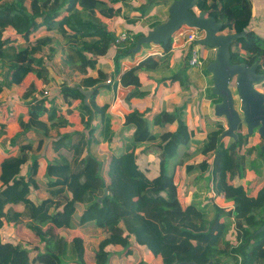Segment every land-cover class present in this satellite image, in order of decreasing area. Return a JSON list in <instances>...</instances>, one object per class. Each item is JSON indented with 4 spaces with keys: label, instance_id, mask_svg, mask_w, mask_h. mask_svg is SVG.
<instances>
[{
    "label": "trees",
    "instance_id": "obj_1",
    "mask_svg": "<svg viewBox=\"0 0 264 264\" xmlns=\"http://www.w3.org/2000/svg\"><path fill=\"white\" fill-rule=\"evenodd\" d=\"M124 2L0 0V61L6 66L10 64L6 74H12V82L16 85L22 84L29 74H36L48 83L49 72L45 60L52 62L60 50L69 54L61 64L56 65L63 69L59 72L65 77L60 95L68 106L80 100L78 109L85 127L83 132L59 134L54 142L61 176L57 178L56 167H49L47 175L57 178L54 182L45 184L38 180L39 151H34L33 143L22 146L17 158L3 166L0 176V230L5 225L25 223L40 239L43 248H36L37 255L32 257L23 244L4 243L0 235V264H110L111 254L105 249L110 246L128 249L133 244L132 240L138 246L145 247L155 258H160L162 264H208L210 260H214V264H221L220 258L233 260L238 251L244 258L241 264H264V232L256 234L260 225L256 228L248 220L256 203L264 209V186L253 196L243 185L234 183L245 178L247 158L262 148L263 140L258 145L251 144L250 139L255 134H244L243 128H240L238 138L230 139L227 143V138L222 137L226 124H218L199 154L189 158L186 172L200 170L201 178L210 176L214 192L233 202L230 209L217 208L213 218H209L197 204H183L178 195L171 162L178 155V148L187 147L194 135L179 113L164 111L156 115L151 124L139 111L127 115L125 126L131 128L133 133L131 138L124 141L122 149L112 155L106 172L107 181L96 157L86 153L94 134L100 143L112 144L117 141L118 132L114 130L107 113L108 104L90 107L84 103L80 88H93L96 95L100 85L107 80L104 73H100L97 79L83 77V67L77 62L81 60L85 63L84 52L96 58L114 53L116 72L112 74L113 80L130 90V99L146 96L141 91L138 73L147 65H155L150 58L139 66L120 72L121 61L136 55L130 51L146 35L128 32V40L118 44L113 31L104 26L100 19L115 22L122 9L120 4ZM253 8V0H200L197 5L199 12H207L208 16L223 23L222 33L247 32L246 37L233 43L232 62L255 47L250 31L254 20ZM83 12L89 15L90 21L80 25L75 18H79ZM157 25H153V29ZM43 26L58 31L61 38L50 35L21 46L14 42L8 31L14 27L19 35L29 39ZM262 42L264 44V39ZM172 43L163 47L169 51ZM188 59L183 72L174 77V81H184ZM258 62L260 70H263L264 56ZM33 90L32 87L26 91V97ZM45 91L40 93L36 104L29 106L31 123L48 133L49 127L40 121L48 112L51 127L59 132L69 123L59 115L58 97H46ZM47 103L52 104L51 111L46 108ZM86 116L89 117L87 122ZM94 119L98 120V125L92 127ZM175 122L179 123L176 132L158 135L151 129L152 124L164 126ZM40 139L38 150L45 142L44 137ZM12 143H22V138ZM141 145L156 146L162 151L157 156L158 172L155 176L142 170L138 164L136 150ZM260 153L264 159V151L260 150ZM29 162L31 169L24 174L23 167ZM36 184H39L40 197L43 196L39 205L30 198L32 187L36 188ZM53 208H61L62 211L58 216H52ZM50 225L51 228L44 229ZM247 226L252 231L248 232V238H243L242 230ZM61 228L80 229L81 233L69 243L54 233V229ZM232 228L237 231L239 245L227 239ZM92 235H105L106 238L95 254L90 256L88 238Z\"/></svg>",
    "mask_w": 264,
    "mask_h": 264
},
{
    "label": "crops",
    "instance_id": "obj_2",
    "mask_svg": "<svg viewBox=\"0 0 264 264\" xmlns=\"http://www.w3.org/2000/svg\"><path fill=\"white\" fill-rule=\"evenodd\" d=\"M253 4L254 20L250 31L254 38L255 47L247 53L240 54L238 59L233 63L252 65L261 56H264V44L262 42V39H264V0H253ZM120 7H122L120 16H118L115 22L99 18L104 23V26L113 31L112 33L115 36L123 32L137 34L145 33V31H147L145 33L147 35L148 31L153 29L151 28L153 25L161 24L162 22L156 19L151 21V18L147 20L145 19V15L147 13L149 15L155 13L159 7L167 10L168 4L157 0H125L123 4H120ZM140 9L142 12L139 11ZM166 17L169 18V13ZM131 19H136L137 22L132 24ZM75 21L80 22L81 25L82 23L89 22L90 17L86 12H83L80 13L79 18H75ZM8 31L14 42L21 46L34 43L36 40L50 35L61 38L58 31L50 30L45 26L37 30L29 39L19 35L14 27L9 28ZM201 48L202 46L200 45V53L204 60V65L200 68H192L189 64L186 76L183 77V82L179 80L174 81V77L183 72L186 59L189 58L188 61H190L191 53L189 51L186 57V51L190 50V48L181 31L177 38L174 37L169 51L163 46H144L138 54L123 59L121 61V73L145 63L150 58L155 64L154 66L147 65V67L142 68L138 73L142 85L141 91L146 93V96L142 98L130 99L128 97L130 90L119 86L113 80L112 74L116 72L114 53L96 58L93 54L84 52L85 63L80 60L77 62V65L83 67L84 78L97 79L100 73L107 75V80L100 85L96 95L93 88L81 87L80 90L93 91L88 104L85 103L84 96L85 105L90 107L94 104L100 107L109 105L107 113L112 120L114 130L118 132V139L112 144L100 143L94 134L91 136L92 140L89 145H92V147H87L86 153L97 154V148L98 150H103L104 147L115 148V146H117L115 153L119 152L123 147L124 141L132 136L133 130L125 126V118L134 111L143 113L150 124L156 115L164 111L179 113L181 120L186 123L189 131L194 133V135L187 147L180 146L178 148V155L171 162V171L177 184L178 195L183 204H197L206 211L209 218H213L216 215L217 208L230 209L233 207V202L214 192L210 176L201 178L200 170H194L190 173L186 172V164L189 158L195 152L199 153L204 147L205 141L208 140L209 134L217 130L218 124L222 123L225 125L224 120L216 117L215 107L221 102V99L218 96H214L213 77L207 71V68L205 69L213 59L214 49L204 47L205 49L202 48V50ZM67 56L69 54H65L60 50L56 53L52 62L47 61V59L45 60L46 68L49 72L48 83L39 79L36 74H29L22 84L16 85L12 82V74H6L10 69V64L6 66L0 61V86L2 87L0 91V176L3 166L17 158L21 147L28 143H33L34 151H39L37 153V159L40 163L38 180L48 184L61 177L56 163L58 155L54 142L59 137V134H70L71 132H83L85 130L80 110L78 109L80 100L73 106H68L60 95L61 85L64 83L65 77L59 72L63 69L58 68L56 65L61 64ZM195 77L200 78V83L205 82L206 92L197 89ZM108 81L112 82L108 83ZM32 87L34 88L33 93L26 97V91ZM45 90L49 93L46 97H58L59 115L69 123V126L61 128L59 132L56 128L51 127L48 112L40 118V121L49 127L48 133L31 123L29 106L31 103L36 104L40 93ZM46 108L51 111L52 104L47 103ZM88 120L89 117L86 116L85 121L87 122ZM97 125L98 120L94 119L91 126L95 127ZM178 128V122L165 124L164 126L151 125V129L158 135L166 132H176ZM40 137H44L45 142L42 149L38 150ZM21 138L22 143H12V141ZM250 140L252 145H258L262 142V139L257 134L251 137ZM161 152V149L156 146H139L136 150V155L141 169L147 171L151 176H155L158 172L157 156ZM111 157L112 155L108 157L107 169ZM249 157L255 159L256 154ZM249 157L246 160L245 178L243 180H235L234 183L236 185H243L248 194L255 196L264 186V162L261 161V164H257L255 161V165H252L253 161ZM49 167H56L57 178L48 177L47 172ZM30 169L31 162L23 167V173L28 174ZM253 172L255 175H253ZM1 186L0 180V188ZM39 192V184H36V188L32 187L30 198L37 205L43 201V196L40 197ZM61 211V208H53L51 215L58 216ZM248 220L256 228L259 225L260 227L263 226L264 209L260 204L256 203L253 206ZM51 227V225L46 226L44 229L47 230ZM233 232L234 228L230 229L227 239L235 244L236 237ZM54 233L70 243L80 236L81 231L80 229L61 228L54 229ZM0 235L4 243L23 244L31 252L32 257L37 255L36 248H43L40 239L26 227L25 223L5 225L0 230ZM105 238V235H92L88 238V253L90 256L95 254L100 242ZM132 242L133 244L128 249L114 246L108 247V251L111 254L110 264H138L140 262H144V264H162L160 258H155L150 251H140V247L134 243V240ZM219 260L221 264H235L233 260L226 257Z\"/></svg>",
    "mask_w": 264,
    "mask_h": 264
},
{
    "label": "water",
    "instance_id": "obj_3",
    "mask_svg": "<svg viewBox=\"0 0 264 264\" xmlns=\"http://www.w3.org/2000/svg\"><path fill=\"white\" fill-rule=\"evenodd\" d=\"M157 1L166 3L173 1L169 6L168 20L140 38L136 48L130 53L138 54L144 45L167 46L184 28L198 30L199 44L202 47L214 49V56L207 71L213 77V93L221 99L215 107V114L226 124V131L222 137L236 140L239 129L246 126L250 135L257 134L263 140L262 151H264V92L259 90L260 86H264V73L261 72L258 61L252 65L232 62V45L236 40L246 37L247 32L222 33L224 26L222 22L208 16L207 12L197 10L200 0ZM189 51V49L186 51V57ZM234 81L236 95L231 87ZM80 91L85 96V103L88 104L93 91ZM262 232H264V224L256 231V234ZM208 264H214V260H210Z\"/></svg>",
    "mask_w": 264,
    "mask_h": 264
},
{
    "label": "rangeland",
    "instance_id": "obj_4",
    "mask_svg": "<svg viewBox=\"0 0 264 264\" xmlns=\"http://www.w3.org/2000/svg\"><path fill=\"white\" fill-rule=\"evenodd\" d=\"M149 1H151V0H149ZM172 2L173 1H170V2H168V3H166V4H168V7L172 4ZM167 7V10L165 9V8H162V7H159L158 9H157V11L155 12V13H153V14H151V15H149L148 13L145 15V19H147V20H149V18H151V21H153V20H158L159 22H162V23H164V22H166L167 20H168V18L166 17L167 16V14H168V10H169V8ZM139 11H141V9L139 10ZM142 12V11H141ZM144 14V13H143ZM131 22H132V24H135L137 21H136V19H131ZM151 28H153V27H151ZM147 31H145V33H146ZM149 32V31H148ZM145 33H143V34H145ZM179 35V32L175 35V37L177 38V36ZM175 41V40H174ZM203 49H205L204 47H202ZM201 48V49H202ZM202 49V50H203ZM207 68V66L205 67V69ZM261 72H263L264 73V69L263 70H261ZM195 79H196V87H197V89L199 90V91H204V92H206V90H205V82H203V83H200V78H197V77H195ZM235 86H236V84H235V81L232 83V89H233V91H234V93H235V95H236V92H235ZM259 90L261 91V90H263L264 91V87H263V85L262 86H260L259 87ZM262 91V92H263ZM236 100H237V104L239 105V100H238V98L236 97ZM217 117V116H216ZM218 118V117H217ZM243 133L244 134H246V133H248V129H247V127L246 126H244V128H243ZM229 138H227V143L229 142ZM89 147H92V145L91 146H89ZM117 146H115V148H112V147H104L103 148V150H98V148H97V154H95V153H92V155L94 156V157H96V159H97V161L101 164V170H102V173H103V176H104V178L106 179V181H107V175H106V171H107V161H108V157H110L111 155H113L117 150ZM260 150H262V148L261 149H259L255 154H256V158L254 159L253 157H249L252 161H253V163H252V165H255V161H256V163L257 164H261V161L262 162H264V159H262L261 157H260ZM197 154H199L198 152H195L192 156H191V158H194ZM96 155V156H95ZM106 157V158H105ZM258 157H260V159H258ZM254 159V160H253ZM253 175H255V173L253 172ZM263 181H264V178H263ZM101 243V242H100ZM100 245V244H99ZM140 247V251H148L145 247H143V246H139ZM99 249V248H98ZM146 249V250H145ZM106 251H108V247L105 249ZM109 252V251H108Z\"/></svg>",
    "mask_w": 264,
    "mask_h": 264
},
{
    "label": "built area",
    "instance_id": "obj_5",
    "mask_svg": "<svg viewBox=\"0 0 264 264\" xmlns=\"http://www.w3.org/2000/svg\"><path fill=\"white\" fill-rule=\"evenodd\" d=\"M182 35H184L185 37V41L187 44H189V48H190V53H191V58L189 61V64L192 68H200L204 65V60L201 56L200 53V44H199V39H200V33L198 32V30L192 29V28H184L183 30H181ZM129 38V33L127 32H123L121 34H119L118 36H116V43H123L126 40H128ZM108 83H111V81H108ZM49 93L48 91H45V95L47 96ZM252 228L250 226H247L244 228V230H242L243 233V238H248L249 237V233L251 232ZM235 234V241L236 243L234 245H239V242L237 240V231L234 228V232ZM243 256L242 254L238 251L234 257H233V262L235 264H241L243 261Z\"/></svg>",
    "mask_w": 264,
    "mask_h": 264
}]
</instances>
